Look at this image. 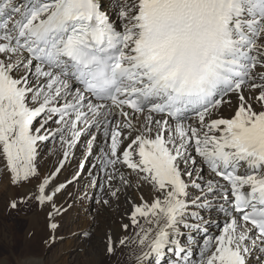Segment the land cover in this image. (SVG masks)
Segmentation results:
<instances>
[{
	"label": "snow or ice",
	"instance_id": "obj_1",
	"mask_svg": "<svg viewBox=\"0 0 264 264\" xmlns=\"http://www.w3.org/2000/svg\"><path fill=\"white\" fill-rule=\"evenodd\" d=\"M0 182V264H264V0H0Z\"/></svg>",
	"mask_w": 264,
	"mask_h": 264
},
{
	"label": "bare ground",
	"instance_id": "obj_2",
	"mask_svg": "<svg viewBox=\"0 0 264 264\" xmlns=\"http://www.w3.org/2000/svg\"><path fill=\"white\" fill-rule=\"evenodd\" d=\"M73 219H75V215L73 216ZM37 233L39 234V228H37ZM71 247H74L71 242L62 245L58 253H54L51 254L50 256H47L45 260V264H74L76 255L73 254V256H71L69 254L71 249H73Z\"/></svg>",
	"mask_w": 264,
	"mask_h": 264
},
{
	"label": "rangeland",
	"instance_id": "obj_3",
	"mask_svg": "<svg viewBox=\"0 0 264 264\" xmlns=\"http://www.w3.org/2000/svg\"><path fill=\"white\" fill-rule=\"evenodd\" d=\"M3 195V187H2V182H0V196H2ZM19 240H20V237L18 236L17 237V241L19 242ZM33 243H35V241L33 242ZM35 244H33L32 246H34ZM74 246V245H73ZM71 248H73V249H71V251H70V255L71 256H73V254H75V246L74 247H71ZM59 251V250H58ZM58 251H53V252H51V253H49L48 254V256H50L51 254H54V253H58Z\"/></svg>",
	"mask_w": 264,
	"mask_h": 264
}]
</instances>
